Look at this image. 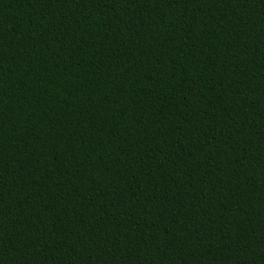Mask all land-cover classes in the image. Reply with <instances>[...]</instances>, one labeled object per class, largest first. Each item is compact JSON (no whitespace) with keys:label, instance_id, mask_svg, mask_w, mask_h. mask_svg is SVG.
<instances>
[{"label":"trees","instance_id":"trees-1","mask_svg":"<svg viewBox=\"0 0 264 264\" xmlns=\"http://www.w3.org/2000/svg\"><path fill=\"white\" fill-rule=\"evenodd\" d=\"M0 264H264V0H0Z\"/></svg>","mask_w":264,"mask_h":264}]
</instances>
